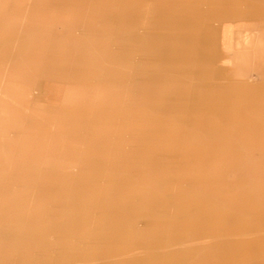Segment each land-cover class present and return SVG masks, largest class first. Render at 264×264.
<instances>
[{
    "label": "rangeland",
    "instance_id": "1",
    "mask_svg": "<svg viewBox=\"0 0 264 264\" xmlns=\"http://www.w3.org/2000/svg\"><path fill=\"white\" fill-rule=\"evenodd\" d=\"M2 75L0 264H264V0H0Z\"/></svg>",
    "mask_w": 264,
    "mask_h": 264
},
{
    "label": "bare ground",
    "instance_id": "2",
    "mask_svg": "<svg viewBox=\"0 0 264 264\" xmlns=\"http://www.w3.org/2000/svg\"><path fill=\"white\" fill-rule=\"evenodd\" d=\"M10 82V80H7V82ZM10 87V85L7 83L6 84V88L3 89L4 91H2L3 94L7 95L8 93V88ZM2 96V95H1ZM257 233V232H255ZM227 238V237H226ZM231 238V237H230ZM234 238V237H233ZM222 239V238H220ZM228 239V238H227ZM211 239H205V240H196V241H190L188 243H185L184 245H193V244H202V243H207V242H210ZM146 252V250H134L132 252V254H138V255H142ZM155 252V251H154ZM74 264H85V262H78V263H74Z\"/></svg>",
    "mask_w": 264,
    "mask_h": 264
},
{
    "label": "crops",
    "instance_id": "3",
    "mask_svg": "<svg viewBox=\"0 0 264 264\" xmlns=\"http://www.w3.org/2000/svg\"><path fill=\"white\" fill-rule=\"evenodd\" d=\"M7 80H8L7 76L5 75L0 76V102H2V100H4L6 97V95L3 94L2 91H4L3 89L6 88Z\"/></svg>",
    "mask_w": 264,
    "mask_h": 264
}]
</instances>
